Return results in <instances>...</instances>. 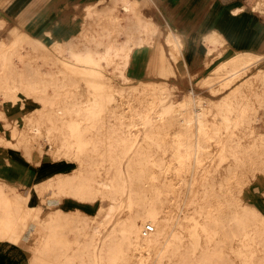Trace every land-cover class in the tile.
Returning <instances> with one entry per match:
<instances>
[{
  "label": "bare ground",
  "instance_id": "1",
  "mask_svg": "<svg viewBox=\"0 0 264 264\" xmlns=\"http://www.w3.org/2000/svg\"><path fill=\"white\" fill-rule=\"evenodd\" d=\"M109 1L111 8L123 9L131 33L120 24L123 16L110 11L105 23L111 30L118 24L113 33L75 43L81 22L93 14L88 2L70 34L56 39L53 72L35 68L25 77L0 44L2 96L12 94L14 105L22 91L41 104L38 115L25 116L23 128L13 122L10 138L0 133V147L12 145L23 154L21 162L38 165L43 146H49L52 159L77 164L75 173H57L35 186L37 195L51 191L48 205L65 198L107 203L92 217L60 209L41 217V207L8 193L0 180V240L19 243L34 227L29 264H264V217L244 209L238 198L257 173L264 174V132L256 128L264 109V55L236 49L215 74L202 78L213 93L229 90L215 102L190 90L180 101H169L173 88L165 82L127 75L131 52L154 46L160 28L143 11L150 0ZM251 9L264 14V0H253ZM166 32L157 59V75L165 78L175 74L174 61L184 71V41L172 29ZM204 41L209 55L224 52L218 32ZM66 71L84 76L85 99L78 90L64 89ZM113 78L134 83L117 86ZM122 200L124 218L105 231ZM165 201H173L167 211ZM186 206L194 207L191 216L174 217Z\"/></svg>",
  "mask_w": 264,
  "mask_h": 264
},
{
  "label": "rangeland",
  "instance_id": "2",
  "mask_svg": "<svg viewBox=\"0 0 264 264\" xmlns=\"http://www.w3.org/2000/svg\"><path fill=\"white\" fill-rule=\"evenodd\" d=\"M109 2V0H95L92 3L93 14L89 18H84V20L81 22V31L79 33V36L75 38V43L82 44L90 42L91 40L96 39L98 35H101L103 33L105 34L106 32L110 34L114 32L118 24L117 26L111 27L114 30L106 28V15L111 11L112 15L123 16L124 11L120 7L111 8ZM146 2L150 5L147 6V4H145L143 10L144 13H147L149 16H152V13H155L162 20V23L166 21L162 19L158 10L153 9V3H150V1ZM250 10L252 11L251 8ZM77 11L79 13L77 7H73L71 9L63 7V9L56 10L53 6H51L49 8L42 9V19L38 17L40 20L38 18V21L35 20L37 24H34L32 30L30 31L28 29L29 25H16L12 20H7L5 17H3L4 15L0 10V18H4L0 21V44L5 46L6 57L13 59L14 63H16L17 65V70L21 72L25 77L27 75L32 76V71L35 68L39 69L41 72L55 71L56 64L54 60L56 59V54L52 50L55 47L56 39L60 38L54 39V35L50 33V29L54 28L52 26H54L57 22L58 24L56 25L57 27L54 29V32L55 34H58L69 24V21H71L72 19L73 21H75V16L73 15H75ZM254 12L255 15L260 16V21H262L263 23H261V29L263 31L262 37L264 38V14H259L256 13V11H253V13ZM36 14L39 15L40 12ZM80 18L81 17H79L78 20H80ZM54 19L56 20L54 21ZM51 21H53V23ZM41 22L44 23L40 24ZM120 24L123 25V27L125 26V28H128L129 32L131 31V25L128 21V18H124L123 16ZM171 27L177 30L176 26L173 25ZM185 28L186 30H190L193 29V26ZM164 34L165 33L162 32V34L159 33L158 35H160L159 37L162 39ZM122 37L123 35L118 32L117 38L121 39ZM29 38H36L40 43L32 44ZM158 42H160V39L158 40ZM245 48L246 47H244V49ZM234 50L236 49H233L229 54L228 52H223L203 58L202 68L198 69L197 73H194L192 71L194 69H192V67H189L188 64L186 65L185 73L184 71L182 73L179 72L177 70L178 65L174 61L173 66L174 68L176 67L175 74L169 75L167 78H165L157 75L156 73L152 76V80L156 82H165V85L173 88V92H171L170 94L169 101H180L182 97L190 90L199 94L202 98H205V100L210 103L215 102L217 98L223 96V94H225V92L227 93L229 90L220 92L219 94L213 93L210 89H208V87H203L201 85V79L206 76L215 74V69L217 68L219 63L227 56L233 54ZM258 53L264 55V50H260V52ZM13 55L19 56L20 60L14 59L12 57ZM65 55L68 56V53L65 52ZM150 59L151 57L149 49H134L131 52L130 58L131 69L137 71L142 70L143 68H145V66H148ZM180 61L182 62V60ZM127 73V75L132 76L131 70L127 71ZM7 75H9V73H7ZM63 76L65 78L64 89L67 91L78 90L81 95V97H79L80 100L85 99V95L87 94L89 89L87 87V82L85 81L84 76L78 71H66L65 74L63 73ZM58 77L61 78V76ZM38 81L39 77H34L33 82L37 83ZM113 82L114 85L117 86L130 85L134 83V81L132 80L123 83L118 81L117 78H113ZM215 82L216 81H214L213 83L214 87L216 86ZM50 83L55 84L56 82L51 81ZM15 96H17L16 104L11 105L12 101L10 98L14 96L12 94H9L8 98H5L0 93V133H2L5 138H10V126H12L15 120H17V126L19 128H23L24 120L26 119L25 116L32 117L35 114L38 115L41 109V104L38 100L33 99L32 96H26L22 91H18ZM21 103L24 104L22 109H20ZM5 117L6 119H4ZM103 118L105 120L107 119L106 116H103ZM256 128L259 129V131L264 132V109L259 110V120L256 122ZM244 138V140H248V136ZM43 148L44 151L42 152V156L40 157V163L36 165L32 162H21V158H24L23 154H21L19 150H16L15 147H12V145H8V147L2 145L0 147V180L7 182L6 184H8L9 186L6 188L7 192L10 194L17 193L18 195H21L23 197L27 196L28 204L30 206L38 205L39 207H41V217L52 211H55L56 209H60L65 212L68 210L79 211L86 217L94 216L97 213L99 207L105 206L107 202H97L95 200L92 203H86L79 202L71 198H65L58 204L48 205L49 203H51L50 199H54V197H51L53 196L51 194V191L43 192L41 195H37L34 189L36 185L44 182L45 180H48L57 173H75L77 168V164L68 160L67 158L58 157L52 159L53 153L49 151L50 147L43 146ZM104 148L105 146H99V149ZM164 148L168 149V147ZM153 149H156V147H153ZM164 156L168 157V154H164ZM8 161H17L19 163H6ZM224 168L225 166L222 165L221 167H219V170H223ZM238 198L240 199V203L244 207V209L251 210L252 212L257 213L259 217H264V174L261 172L257 173L256 178H254L244 186L243 193L239 194ZM163 204L165 205L167 211V208L169 210V207L171 204H173V201H165ZM193 209L194 207L186 206V208H182L181 210L176 211L174 213V217L177 216L179 220L183 219L184 217H189L194 213ZM123 218L124 201L122 200L121 202H119L117 208L111 213V216L108 219V223L106 224L105 231H109L112 228L113 224L121 221ZM33 230L34 227L32 228L30 226L23 236V241L19 243L0 240V264L30 263L33 258V254L31 252L32 248L30 249V247H32V244L35 242V234ZM229 259L230 262H238V260H234L231 256H229Z\"/></svg>",
  "mask_w": 264,
  "mask_h": 264
},
{
  "label": "crops",
  "instance_id": "3",
  "mask_svg": "<svg viewBox=\"0 0 264 264\" xmlns=\"http://www.w3.org/2000/svg\"><path fill=\"white\" fill-rule=\"evenodd\" d=\"M94 1L0 0V10L4 15L3 17L7 20H12L16 25L27 26L30 24L36 25L38 17L42 19V9L53 6L56 10L63 9V7L69 9L77 7L80 10L86 3H93ZM252 2L253 0H150V3L154 4L153 9L158 10L162 19L166 21L162 23V20L155 13H152V17L159 21L160 28L154 35V46L145 47L149 49L151 59L148 66H145L142 70H132L131 67L129 70L141 77H149L157 73L158 49L162 40L158 34H162V32L166 34L168 29L175 31L184 41V53L182 50L184 73L187 64L194 69L192 70L194 73H197L198 69L202 68L203 58L210 56L207 53L204 38L213 31L218 32L223 40L225 53L228 52L229 54L233 49L254 50L257 53L260 50H264L263 31L261 29L262 21H260V16L255 15L250 10ZM235 10L238 12L234 13ZM39 12L40 14L37 15L36 13ZM73 16H75V21L73 19L69 21V24L58 34L54 32L58 23L53 24L54 26L52 27L54 28L50 29V33L54 35V39L67 37L70 34L74 23L79 19L78 11ZM51 22L53 23V21ZM43 23L41 22L40 24ZM173 25L177 27V30L171 27ZM189 26H193V29L186 30L185 27ZM159 39L160 42H158ZM210 47L211 45H209ZM244 47L246 48L244 49ZM211 56H213V53H211ZM12 162L19 163L17 161H8L6 163Z\"/></svg>",
  "mask_w": 264,
  "mask_h": 264
}]
</instances>
